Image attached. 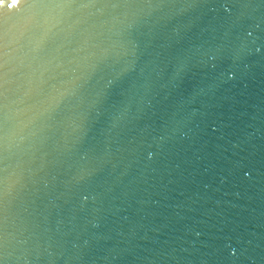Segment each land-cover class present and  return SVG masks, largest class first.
Wrapping results in <instances>:
<instances>
[{
	"label": "water",
	"instance_id": "95a60500",
	"mask_svg": "<svg viewBox=\"0 0 264 264\" xmlns=\"http://www.w3.org/2000/svg\"><path fill=\"white\" fill-rule=\"evenodd\" d=\"M0 264H264V0H0Z\"/></svg>",
	"mask_w": 264,
	"mask_h": 264
},
{
	"label": "snow or ice",
	"instance_id": "6c2138e0",
	"mask_svg": "<svg viewBox=\"0 0 264 264\" xmlns=\"http://www.w3.org/2000/svg\"><path fill=\"white\" fill-rule=\"evenodd\" d=\"M17 3V0H12V4L15 5Z\"/></svg>",
	"mask_w": 264,
	"mask_h": 264
}]
</instances>
